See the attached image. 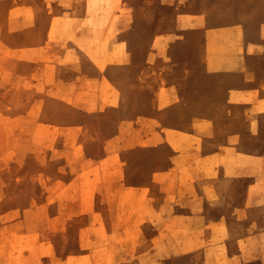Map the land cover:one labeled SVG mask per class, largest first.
<instances>
[{
    "label": "rangeland",
    "instance_id": "obj_1",
    "mask_svg": "<svg viewBox=\"0 0 264 264\" xmlns=\"http://www.w3.org/2000/svg\"><path fill=\"white\" fill-rule=\"evenodd\" d=\"M259 158L264 0H0V264H264Z\"/></svg>",
    "mask_w": 264,
    "mask_h": 264
},
{
    "label": "crops",
    "instance_id": "obj_2",
    "mask_svg": "<svg viewBox=\"0 0 264 264\" xmlns=\"http://www.w3.org/2000/svg\"><path fill=\"white\" fill-rule=\"evenodd\" d=\"M212 155L211 154H206V157H208V158H210ZM261 159H264V158H259V160H261ZM258 162H260V161H258ZM237 168H239V171H241V169H240V167H237ZM262 169H264V167H262V166H256L255 168H254V170H256V171H254V174H259V173H262L263 171H260V170H262ZM244 172V171H243ZM242 172V173H243ZM241 172H239L238 174H240ZM248 174H251L249 171H248ZM257 181V180H256ZM257 183V182H256ZM256 185V184H255Z\"/></svg>",
    "mask_w": 264,
    "mask_h": 264
}]
</instances>
